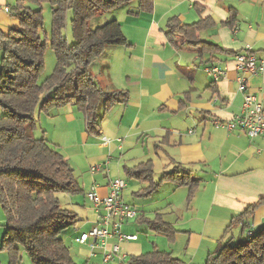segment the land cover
I'll list each match as a JSON object with an SVG mask.
<instances>
[{
	"label": "crops",
	"instance_id": "0c3cea01",
	"mask_svg": "<svg viewBox=\"0 0 264 264\" xmlns=\"http://www.w3.org/2000/svg\"><path fill=\"white\" fill-rule=\"evenodd\" d=\"M151 1L150 11L138 10V0L109 11L111 17L107 20L119 23L127 45L107 46L102 55L105 63L94 77L105 90H124L128 94L127 102H117L121 106V116L114 126L119 131L113 133L117 132L115 136L121 146L134 153L148 149L144 156H149L150 152L154 155L122 166L126 173L125 168L140 162L151 160L153 163L151 181L132 176L137 180L125 181L121 199L132 205L137 215L124 222L121 231L136 235L135 224L139 223L147 231L160 234L150 230L146 222L159 216L171 225L174 240L167 249L158 248L157 240L152 248L146 247V242L138 244L137 235L135 240L111 238L108 243H118L120 252L127 255L123 264H131V256L155 249L169 252L186 264H204L209 253L230 242H226V236L231 229L230 240L235 236L239 240L248 238L264 226L263 201L255 208L248 227L241 229L239 223H233L227 229L233 217L264 199V137L251 138L240 129L228 132L214 123L216 120H230L240 111L243 97L238 90L237 77L241 74L246 78L247 92H253L264 107V0ZM16 2L0 0V32L3 34L18 27V21L10 14ZM230 10L235 11V19L232 26L224 25L222 22L227 20ZM206 17H211L214 25L200 31L199 39L228 53H205L201 57L197 48L180 50L165 35L170 19L174 18L180 24H191ZM237 53H252L263 63L262 70L252 75L237 72L234 59ZM209 65L223 68L224 77L214 82L205 71ZM59 113L86 126L84 114L74 104L54 110L55 115ZM125 117L129 120L124 124ZM99 125L98 135L104 134ZM90 141L84 136L85 145H93L94 142ZM158 151L162 155H157ZM157 166L161 167L158 171L155 170ZM176 168L190 172L191 177L198 180L190 201H187V186H177L171 181H163L151 190L152 183L161 178H157L158 174L162 176ZM93 174L89 191L94 188L99 197H105L110 181L116 178L109 176L108 167L105 180ZM79 187L82 192L81 185ZM65 194L61 193L63 197ZM175 196L179 198L173 199ZM69 204L71 209H66L76 214L77 221L84 218L88 222L79 229L65 230L62 240L69 243L64 241L68 250L75 246L79 255L98 259L95 257H101V249L77 243L75 237L86 232L84 228L90 229L95 225V220L103 213L102 206L96 208L91 204L78 213L76 203L71 201ZM164 210L171 218L164 216ZM128 251L131 254L125 253ZM99 259L102 264V258ZM117 262L114 257L109 264Z\"/></svg>",
	"mask_w": 264,
	"mask_h": 264
},
{
	"label": "trees",
	"instance_id": "16d2710c",
	"mask_svg": "<svg viewBox=\"0 0 264 264\" xmlns=\"http://www.w3.org/2000/svg\"><path fill=\"white\" fill-rule=\"evenodd\" d=\"M15 1L10 14L18 21V27L7 34L0 32V107L4 110L0 116V206L5 214L0 250L8 252V264H23L21 251L26 253L28 264H77L60 236L64 229L76 223L77 216L61 206L59 194H75L80 187L66 158L45 139L33 136L34 111L74 104L85 116L86 130L92 132L98 129L97 110L101 104L106 109L117 102H127L126 91L105 90L88 68L107 46L127 45L121 27L116 20L95 28L89 25L97 15L132 0H46L51 8L50 47L56 55V65L43 83L38 82L44 67L45 44L39 35L43 25L42 7L34 9L25 3L41 6L43 0ZM151 8V0H138V10L150 11ZM68 12L74 38L70 44L63 33ZM234 12L230 10L229 17L222 22L224 25L232 26ZM212 20L206 17L191 24H180L173 18L168 22L165 35L180 50L197 48L201 57L205 53H228L198 37L200 31L214 25ZM125 171L129 176L151 181L153 163L147 160ZM163 181L187 186V201L198 186V180L191 177L190 172L176 168L152 183L151 190ZM263 201L259 199L233 217L227 229L233 223H239L241 229L248 227L255 208ZM146 222L150 230L161 233L168 242L174 240L171 225L159 216ZM129 260L131 264H186L171 253L156 249L131 256ZM263 263L264 226L246 239L219 245L204 262Z\"/></svg>",
	"mask_w": 264,
	"mask_h": 264
},
{
	"label": "rangeland",
	"instance_id": "374dc122",
	"mask_svg": "<svg viewBox=\"0 0 264 264\" xmlns=\"http://www.w3.org/2000/svg\"><path fill=\"white\" fill-rule=\"evenodd\" d=\"M31 7H33L34 9H38L42 7L41 14L43 16V25L42 27H40L39 35L41 42L45 44L43 50L44 67L41 74L38 77V82L43 83V81L53 73L56 65V55L54 54L53 50L50 47V33L52 29L51 8L48 1L46 0H43L41 2V6L31 5ZM110 14L111 13L107 12L101 15H97L95 18L91 19L89 26L95 28L103 24L105 21H108L107 19H109V17H111ZM70 18H71V13L68 12L65 27L63 29L64 36L68 40L67 42L69 44L74 41L70 26ZM102 55L99 58L97 57V59L88 67L90 73L93 76L99 73V69L102 67L101 65L105 63V57H102ZM0 56H2L1 51H0ZM120 107L121 106L118 103H115L111 107L103 109L104 107L101 104V106L97 110V113H98V121L100 122L99 128L103 129L104 134L99 133V135L97 133V128L92 132H88L83 122H79L76 119L70 120L67 116H65L64 113H59L55 115L54 110H56L57 107H51L44 111H39L37 108V111H35V115H34L35 125L32 130L33 136L37 139L39 138L45 139L49 143V145L54 147L64 157H66L69 166L73 169L74 176L76 177L78 184L81 185L82 192L79 191L78 193L75 194H65L64 195L65 197L59 194L60 203L63 208L67 207L68 209H71L69 208L71 206L69 202L73 201V203H76L75 209H78V213H79V211L85 209V207L87 208L91 206V204H93L86 197V194L89 192V188L91 186L90 181H91V175L93 173L95 177L99 175L103 179L106 168L108 167L109 176L111 178H121L122 180H124V182L130 181V179L131 181L137 180L135 178H131L130 176H127L126 173L123 171L122 166L126 164L132 165L131 163H134L135 161H139V159L145 160L154 157V155H152V152H150L149 156H144V151H148V149L144 150L143 152L141 151L134 153L132 150L129 151L127 148L125 149L124 147L121 146L120 141H118L115 136V134L119 131V129L117 128L116 130L114 128L115 124L118 122L121 116ZM38 111L39 114L37 113ZM3 112L4 110L0 107V116L4 114ZM128 120L125 117V119H123V123L124 124L127 123ZM114 131L117 132L113 133ZM84 136L90 139L91 140L90 142L92 143L94 142L93 145L92 144L85 145ZM118 146H120V149L118 148ZM157 155H162L161 151H158ZM96 165L98 166V169L91 171V167ZM160 168H161L160 166H157L155 170L158 171ZM111 172L115 173L116 175L111 176L112 175ZM159 177H161V173L158 174L157 178ZM126 191L127 189L123 191L124 194ZM177 198H179V196H175L173 199H177ZM173 201L176 202L177 200H173ZM165 211L166 210L163 211L164 216L166 218L168 217L171 218V216H168V214H166L168 212L165 213ZM87 222L88 221L84 218L78 219V221H76V223L73 226H70L64 229L63 232H61L60 234L61 238L65 230L73 231L74 229L77 228L79 229L82 226H84ZM4 223H5V214L2 210V207L0 206V238L2 237V234L4 232L3 231L4 230L3 225H5ZM135 226L137 228L136 230H134V233L139 237V241H137L138 244L139 242L143 244H145L146 242V247L148 246L149 248H152L151 247L152 244L156 245L155 240H157L158 248L167 249L168 247L169 248L171 247L170 242H168L166 237L161 235V233L156 234L149 232L146 230L144 225L139 223L135 224ZM83 230L88 231L89 229L84 228ZM232 230L233 229H231V231ZM231 231L226 236L227 239L226 242L230 241V243H236L238 241L236 236L230 240ZM65 242L69 244L67 241ZM0 244H1V239H0ZM81 247L84 248V246ZM69 248H70L69 250L71 256L73 257L75 263L101 264L99 259L101 258L100 255H97V257H95L98 259H92L94 257L91 258L88 257V255H84V256L79 255L78 250L76 249L75 246L73 247L70 246ZM85 249L88 250L87 248ZM125 253L131 254L129 253V251ZM21 261L23 264H27L29 262L26 253L23 251H21ZM7 263H8V252H6L5 250H0V264H7Z\"/></svg>",
	"mask_w": 264,
	"mask_h": 264
},
{
	"label": "built area",
	"instance_id": "2783aa9c",
	"mask_svg": "<svg viewBox=\"0 0 264 264\" xmlns=\"http://www.w3.org/2000/svg\"><path fill=\"white\" fill-rule=\"evenodd\" d=\"M237 72L246 74H256L262 70L263 63L251 53H237L234 56ZM214 82L219 81L225 75V70L219 65H209L205 68ZM238 90L242 93V104L240 111L231 117L230 120H216V127H223L228 132L240 129L248 137L263 136L264 137V107L260 100L253 92L246 90V78L244 75H238ZM98 166H92L91 171L97 170ZM124 180L120 178L113 179L109 183L108 194L105 197H99L92 188L86 194L87 198L96 208L102 206L103 213L88 231L82 232L75 241L80 244H88L92 249L98 247L101 249L102 264L109 262L116 257L117 264H123L127 255L120 252L118 243L109 244L111 238L117 241L135 240L136 235L123 234L121 227L124 222L133 219L137 215V211L132 205H129L121 199V191L125 188Z\"/></svg>",
	"mask_w": 264,
	"mask_h": 264
}]
</instances>
